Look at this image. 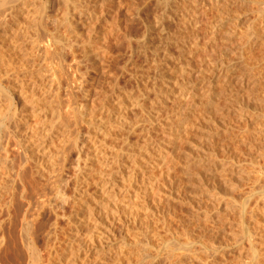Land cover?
Listing matches in <instances>:
<instances>
[{
    "label": "rangeland",
    "instance_id": "374dc122",
    "mask_svg": "<svg viewBox=\"0 0 264 264\" xmlns=\"http://www.w3.org/2000/svg\"><path fill=\"white\" fill-rule=\"evenodd\" d=\"M212 1L0 0V10L10 8L19 17L9 14L8 22L17 20L24 27L15 32L21 46L14 49L19 74L36 75L26 76L25 82L35 85L33 92L42 94L47 106L56 91L62 110L69 104L75 108L63 114L65 137L52 139L57 169L37 175L36 187L51 199L60 188L77 197L74 219L95 202L96 223L107 234L93 222L80 229V241L94 238L88 243L93 249L89 264H244L252 260L248 238L253 231L256 246H264L263 218L249 220L236 207L263 182L257 184L255 176L264 171V0ZM10 36L4 35L6 52ZM39 39L49 41L48 50L31 47ZM228 65L234 67L226 72ZM0 68V74H8L5 66ZM36 79L44 80L43 85L32 82ZM3 84L10 85L4 76ZM133 97L140 102L136 109ZM3 102L0 139L6 140L7 131L12 136L10 148L18 165L22 154L17 141L24 130L9 121L8 99ZM118 103L124 104L121 114L127 122L113 125L107 144L122 158L116 156L107 167L113 191L98 205L96 180L77 176L72 164L80 148L90 157L98 153L91 145L97 136L94 126L119 111ZM79 104L85 105L78 109L82 112L76 110ZM27 106L24 119L33 121L32 104ZM133 120L139 124L126 134ZM137 147L142 154L134 166L130 156ZM131 177L135 180L130 182ZM22 211L13 207L15 226L10 227V239L19 240L21 249ZM108 226L114 230L108 232ZM40 231L37 245L45 237ZM16 246L10 252L21 255ZM260 250L264 264V247ZM18 254L2 262L36 264L32 250ZM87 263L83 258L78 262Z\"/></svg>",
    "mask_w": 264,
    "mask_h": 264
},
{
    "label": "bare ground",
    "instance_id": "6f19581e",
    "mask_svg": "<svg viewBox=\"0 0 264 264\" xmlns=\"http://www.w3.org/2000/svg\"><path fill=\"white\" fill-rule=\"evenodd\" d=\"M217 1L218 0H213L212 2L214 3ZM14 7L21 8V7H18L17 5H14ZM260 13H261V16L264 17V6L261 8ZM9 14H11V16L17 20L19 18L18 16H16L12 12V10L10 8L5 7V9L0 10V66H5L6 71L5 70H3V71L8 73V74H6V73L0 74V110H3V108H2L4 106L3 98L5 99V97H6L8 99L9 105H8V108L5 110V114H6V116H8L7 118H9L10 122L12 121V123L14 122L17 125L22 124L23 130H24V133H23L24 136L23 137L21 136L22 138L19 136L21 139H19L17 141L18 146H19L18 148L20 149L19 155L22 154V157L19 158L20 160L18 162V165H16V163L14 162L16 155H15V157L12 155L13 149L10 148L12 136L7 131L8 137H6V140L4 141V138L0 139V140H3L5 142V143L0 142V215H3V213H4V217L6 216L5 218L3 216H1L3 218L0 217V264H6L5 261H8L9 258L12 257V256L9 257V255H12L11 254L12 252L14 255L13 256L14 259H16L15 256L19 253V252L16 253L15 251L10 252L12 249L11 247H13L14 245L16 246L17 242L19 241L18 240L16 242V241H12V238L10 239V236L13 232L12 230H10V227L15 226V225H11L12 224V209L16 204L20 209L23 208V211H22L23 212V214H22L23 219H21L22 221H20L21 229H20V233H19L20 234L19 238L22 240V246H23L22 249H21L20 245L17 244L18 247H20L21 251H23V252L20 251L21 255H20V253L18 255H20L22 257L23 253L26 254L27 252H31V250H32L33 251V258H34L33 260H35L36 264H78V262H80V258H83L85 260V262H88L87 264H89L88 259L91 257L93 249H92V246L88 243L90 242L92 244V241L94 238L89 237L88 239H86L84 241H80L79 235L81 234L80 229L84 228V225L86 223L89 224V222H91V223L93 222V226L96 229H97L98 225H99V228H102V230L105 227V226L101 227L99 222L96 223L98 221V218L95 217V215H94L95 211L97 210L96 209L97 207L95 206V202H93V204L90 206L87 205V207L85 208L86 211L84 210L85 213L83 214V216L81 218L74 219L76 216V214H74L75 213L74 209L76 208L75 203L77 201V197L75 198L73 195L67 194V192L65 191V188H60V190H58V194L56 195V199H51V197L48 195L47 192L45 193L43 191L41 194L38 193L37 187H36L37 186V183H36L37 175L45 174L44 172H46V170H47V172L50 171V175H51V173H54V171H56L55 169H57V168H54L56 164H53L54 157H52V156L54 155L55 150H53L51 147L52 139L55 137H58V136L61 139L65 137V131L66 130H65L64 122H63V114L69 113L70 111H73V109H75V108L71 104H69L66 106L65 109L62 110V107H60V105H57L58 95H57L56 91H54L55 92L54 93L55 98H52L53 94L51 95L52 97H50V95H49V99H48L49 105L47 106V103L45 102L43 95L41 94L40 96H38V95H36V93L33 92L32 87H34L35 85L26 84V82H25L26 80L24 79L26 76L29 75L28 78L32 79V78H35L36 75L35 74H28V75L19 74L20 70L17 66L18 62H16V60H15V57L17 56V52H15L14 49L21 48V46H20V43L18 42V39L15 38L16 37L15 32L21 31L20 29H21L22 24L20 22H18L16 24L17 20H14L13 23H12V21H11V23L8 22L9 19L7 16ZM6 19H8V20H6ZM7 22L10 24H7ZM9 34H11L10 37H12V38L8 37V38H10L9 42H11V47L8 48L9 51L6 52L3 50V40L7 37V36L4 37V35H9ZM31 44H32L31 47H33L34 49H39L40 47H43V49L45 51L48 50V48L50 46L48 40L43 41L41 39H39L37 41H32ZM23 45H25V44H23ZM6 59H7V61H6ZM19 66H23L22 63H19ZM228 66L229 67L226 69V72L227 71L229 72V70L234 67V66L232 67L230 65H228ZM223 71L225 72V70H223ZM0 73H1V71H0ZM3 76L6 77V79H8V84H10L9 86H5L3 84ZM81 77H82V79L79 76V78L81 79V80L80 79L79 80L83 81L84 76H81ZM79 80H77V81H79ZM84 80H86V79H84ZM43 81L44 80H42V79H36V80H33L32 82H34L35 84H37V82H39L40 85H43ZM83 82H85V81H83ZM212 82L213 81L211 80L209 82V84H212ZM80 83H81L80 85L78 84L79 88L82 89L83 92L85 91L84 93L87 94V92H88V91H86L87 88H85L84 85H82V82H80ZM55 86H56V83H55ZM53 90H55V88ZM28 94L31 95V100L27 99ZM83 96H85V95H83ZM25 97H26V100H25ZM185 97H186V94L184 95V98ZM131 99H132L133 107H134V109H136V107H138V103H140V102L138 101V99L136 97H133ZM184 100L187 101V99H184ZM112 103H113V101H112ZM27 104H32L31 115L34 119L33 121H27L26 119H24L27 117L26 114L29 115V112H30V109L28 108ZM113 104H115V103H113ZM123 105L124 104H119V107L117 105V109L118 108L120 109L119 111H117V112L115 111L114 113H111L109 116L106 115L107 118H109V119L101 118V119H98L99 121L96 119L97 122L94 121L97 123L96 125L90 124V122H89L90 125H95L94 129L92 128L94 130L95 134H97V136L100 135L98 138L96 136V140L93 138L94 140L92 143L90 141L92 147H95L99 151L97 154H94V156L90 157V156H88L89 155L88 152H86L83 148H80L79 152L77 153V155L75 157V162H73L74 164H72V166L75 168V172H76L77 176L79 174L82 175L87 182H93L94 180H96L95 181V183H97V185L95 186L97 188L96 194L99 195V193H101L100 198L98 197L97 198L98 200L95 199L98 202V205H100L102 202H104L105 199L108 198L109 194L112 193V191H113V189H110L111 186L113 185L112 177H111L112 174L108 173L107 167H109L111 165V163L113 164L112 161L117 160L120 157L122 158V154L120 152H119L121 155L120 157L117 156V154H115V153L113 154V151L111 149L113 147H111V145H110L111 143L107 144V137H110V133L113 130V125H115V126H117L118 124L121 125L122 122L124 123V121H126L125 118L121 114L122 113L121 107ZM78 109L79 110L85 109V105L84 104L82 106L80 104L77 105L76 110H78ZM79 112H82V111H79ZM28 117H30V116H28ZM112 119H114V120L112 121ZM90 121H93V120H90ZM112 122L115 124H111ZM130 122H132V123H130ZM130 122L128 124L127 129H126V132H127V133L125 132L126 134L133 133L135 128H137V126L139 124V123L137 124V122H139V121L133 120ZM2 126H3V122L0 123V129ZM4 126H5V124H4ZM4 126H3V128H4ZM92 129H91V131H92ZM114 131H116V130H114ZM5 133H6V131H5ZM84 134H86V133H84ZM175 134H177L176 131H175ZM123 136H124V134H123ZM0 137H2L1 133H0ZM87 138L88 137H86V139ZM115 148H113V149H115ZM140 149L137 147L136 151H135L132 148L131 153L133 151L134 152L131 154L132 156H130L131 161H132V163H130V164H134V166L136 164H138V162H139V161L137 162L138 156L142 154ZM83 152H85V153H83ZM62 153H63V157H64L66 155V154H64L65 151H63ZM82 153L85 154L84 158L82 157ZM116 153H118V152H116ZM116 156L119 158L115 159ZM64 159H66V158H64ZM94 160H96L98 167H96L93 164L92 161H94ZM126 161H128V160H126ZM13 162L15 163V168H17L16 170H14ZM51 166L53 168L49 169V167H51ZM134 166H133V168H134ZM134 170H135V168H134ZM258 172H259V170H258ZM135 174H137V173H134V175ZM90 178H91V180H89ZM262 179H263V182L261 185H259L260 188L256 189L257 186H254L249 191V193L242 199V202L236 207H238L239 211L241 212V215L245 216V218L249 217V220L254 219L257 221V218H258V220H260L259 218H263L261 220V221H263V225H261L262 230H260V231L263 232V234H264V171H261L258 174V176H255V180H256L255 182H257V184H258V182H261L260 180H262ZM85 180H84V182H85ZM133 180H135V177H131L130 182ZM77 182H79V181H77ZM39 187H40V185H39ZM117 191L119 192V190H116V192ZM79 196H82V195H79ZM81 200H83V199H81ZM84 203L85 202H83V204ZM68 209H70V210H68ZM20 211H18V212H20ZM128 214H130V213L128 212ZM77 215H78V212H77ZM260 215H261V217H259ZM119 218H121V217H119ZM129 218H132V217L128 216L127 219L129 220ZM128 220H126V221H128ZM116 221H118V220H115V222ZM133 221H136V220L134 219ZM111 225L114 226L112 223H111ZM125 225H126V227H129L128 223H126ZM112 226H110V227L108 226L110 228V229L107 228L108 232L114 230L113 229L114 227H112ZM40 230L42 231V233H45L44 234L45 237L42 236L43 238H40V239H44L43 244H42L43 246L37 245V242L39 241V240L37 241V239H39L38 234H40L38 232ZM10 231H12V232H10ZM106 232H107V230H106ZM102 233H105V231L103 230ZM253 233H254V231H253ZM253 233H251L249 235V238H248L250 248H251V253H252V258H251L252 260L250 262L247 261L244 264H262V262H261L262 260L260 259V257H261L260 256V254H261L260 247L263 249L264 246L263 247L260 246L259 248L256 246L257 243H255V242L257 240L255 241ZM105 234H107V233H105ZM12 236H13V234H12ZM101 236H104V235H101ZM16 237H14V238L18 239ZM100 240H102V237L100 238ZM14 242H16V244H14ZM40 242L42 243V241H40ZM75 242H76V244H75ZM12 244H13V246H12ZM260 244L261 243H259V245ZM262 245H264V244H262ZM38 246H42V248L41 247L38 248ZM123 246H125V242H123ZM18 247L16 249L14 247L13 249L20 250ZM170 247H171V244H170ZM172 247H174V246H172ZM6 256H8V258ZM20 256H17V257L19 258ZM3 257L8 259V260L7 259L4 260L5 263L2 262ZM12 258L9 261H13ZM263 258H264V256H263ZM14 263L15 262H13L11 264H14ZM18 264H19V262H18Z\"/></svg>",
    "mask_w": 264,
    "mask_h": 264
}]
</instances>
